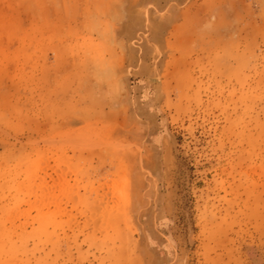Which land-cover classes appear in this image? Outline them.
Here are the masks:
<instances>
[{
    "label": "rangeland",
    "instance_id": "rangeland-1",
    "mask_svg": "<svg viewBox=\"0 0 264 264\" xmlns=\"http://www.w3.org/2000/svg\"><path fill=\"white\" fill-rule=\"evenodd\" d=\"M0 264H264V0H0Z\"/></svg>",
    "mask_w": 264,
    "mask_h": 264
}]
</instances>
